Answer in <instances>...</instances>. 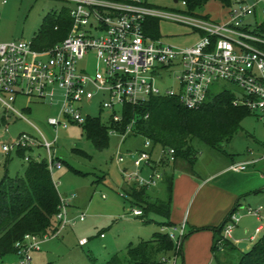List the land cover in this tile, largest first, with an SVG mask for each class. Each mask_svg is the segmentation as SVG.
I'll return each instance as SVG.
<instances>
[{
	"label": "built area",
	"instance_id": "obj_1",
	"mask_svg": "<svg viewBox=\"0 0 264 264\" xmlns=\"http://www.w3.org/2000/svg\"><path fill=\"white\" fill-rule=\"evenodd\" d=\"M62 1L73 5L69 10L71 29L62 41L44 50L34 49L31 41L0 43V104L6 110L5 121L9 115L25 119L11 105L17 96H25L58 107L57 115L47 119L56 130L82 125L89 116H83L79 103H89L101 94V107L109 112L107 121L117 125L123 122L127 105H141L151 96L176 97L186 109L197 110L206 102L210 87L219 81L230 82L241 91H232L234 107L246 108L252 115L264 118V37L258 33L259 23L264 20V0H231L227 15L219 22L185 13L184 1H177L183 8L181 13L158 9L144 0ZM248 18L253 25L248 24ZM161 19L189 27L197 33L198 40L191 46L176 48L152 37L148 34L150 22L159 23ZM91 50L101 60L103 73L78 69V63ZM165 76L173 79L175 88L162 89L158 85ZM134 124L132 119L123 133L114 127L109 133H119L124 140L133 133ZM41 138L38 141L22 133L14 142L3 145L2 151L9 154L23 149V161L44 160L51 174L62 164L51 152L56 137L50 142ZM39 146L46 150V157H31L29 152ZM152 152L150 141L146 140L144 150L116 153L117 163H123L126 156L134 167L132 172L122 170L128 185L150 191L162 181L161 163L172 164L175 152L161 148L156 160ZM229 169L243 172L246 164L234 163ZM65 206L60 200L55 216L58 229L53 235L25 234L15 243L18 264H30L31 253L38 251L43 241L75 223L67 218ZM241 208L262 220V206ZM237 210L225 223L223 236L227 239L239 222ZM132 214L143 215L140 208L133 209ZM78 220L83 222V216ZM263 230L264 225L260 224L255 233ZM182 232L183 226L167 234L178 242ZM87 242L81 239L78 244L84 246ZM177 257L172 252L161 257L160 262L176 264Z\"/></svg>",
	"mask_w": 264,
	"mask_h": 264
},
{
	"label": "rangeland",
	"instance_id": "obj_2",
	"mask_svg": "<svg viewBox=\"0 0 264 264\" xmlns=\"http://www.w3.org/2000/svg\"><path fill=\"white\" fill-rule=\"evenodd\" d=\"M144 1L167 12L181 13L183 9L174 0ZM63 8L71 10L73 5L62 0H0V43L31 41L43 17ZM227 11L218 2H210L199 13L209 21L219 22L227 15ZM246 21L253 25L251 18ZM158 33L163 43L176 48L191 46L199 37L189 27L166 19L159 21ZM78 69L86 72H104V66L93 50L78 63ZM163 78L158 83L162 89L175 88L171 77ZM227 90L241 92L234 84L219 81L210 87L207 100ZM102 99L103 96L98 94L89 103H79L83 116L99 117L102 122H106L109 112L102 109ZM11 105L27 121L12 115H9L5 123L0 121V180L5 173L9 177L21 176L26 166V162L15 152H3V145L14 142L22 133L35 137L38 141H42L41 136L49 142L56 137L51 152L62 164L60 169H54L51 177L61 202L66 203L67 218L75 221L73 225L62 230L58 237L43 241L39 250L31 253L30 264H93L89 257L95 258L98 263H105L116 253L125 260L126 249L130 243L149 240L159 229L168 233L182 226V236L187 237L176 264H217L211 252L212 232L203 230L191 233V230L215 227L228 218L238 198L241 197V203L245 201L242 195L238 194L239 196L233 198L232 194L243 186L242 183L248 178L255 182L251 181L255 185V191L264 189V118L251 115L242 120L241 130L229 142L223 144L221 149H212L198 140L192 141L191 145L196 153L194 166L178 162L173 172L170 195L172 229L163 225V218L155 215H149L152 221L144 224L132 214V208L135 209L136 206L131 200L122 197L123 188L128 185L122 170L132 172L134 167L126 156L123 163H117L116 153L144 150L146 139L129 134L123 140L121 134L109 133L107 147L98 150L86 139L80 125L72 124L66 129L58 130L48 125L47 119L57 115V106L37 103L25 96H17ZM25 108H29V111L24 110ZM5 111L0 104V120ZM150 148H153L152 157L156 160L161 147L150 142ZM29 153L31 157H46V150L40 146ZM250 160H254V163H242ZM232 162L246 164L247 170H230L229 164ZM194 177L201 182L206 179L207 181L190 209L197 190ZM153 190L158 192V198L167 200L166 182H159ZM262 198L264 203V195ZM201 199H205L204 205H201ZM225 207L228 209L226 214L218 220ZM241 207L237 210L239 222L229 240L233 242L232 239H239L240 242L250 245L251 236L255 235L257 239L263 233L254 234V230L259 224L264 225V216L261 215L262 220L257 222L253 215H247ZM79 216H83V222L78 220ZM175 235L178 238L177 231ZM81 239H86L88 243L79 246L78 241ZM244 251L245 248L226 250L224 253H218V258L220 260L224 257V264H237L241 252ZM5 257L18 261L15 255Z\"/></svg>",
	"mask_w": 264,
	"mask_h": 264
},
{
	"label": "trees",
	"instance_id": "obj_3",
	"mask_svg": "<svg viewBox=\"0 0 264 264\" xmlns=\"http://www.w3.org/2000/svg\"><path fill=\"white\" fill-rule=\"evenodd\" d=\"M186 4L185 13L205 18L199 12L210 2H218L228 9L231 0H177ZM206 19V18H205ZM148 34L159 36L157 20H151ZM71 29L69 10L46 14L35 32L31 42L36 50H44L62 41ZM259 35L264 37V20L258 26ZM235 93L223 91L206 102L197 110L183 107L176 97L151 96L137 106L125 107L124 120L121 124L110 121L102 122L99 117H87L80 125L84 136L98 149L108 145L109 130L113 127L123 133L125 127L135 119L133 135L149 140L154 146L171 148L175 152L172 164L161 163L163 182L168 191L167 200L152 198L143 187L127 185L123 198L129 199L134 206L141 209L143 223L151 222L149 215L163 218V225L172 227L169 222L173 172L178 162L191 167L196 161V153L191 143L198 140L212 149H221L233 136L241 130V122L252 113L243 107H234L232 101ZM26 151L16 152L22 159ZM60 196L53 183L51 174L44 160L26 162L21 176L9 177L6 173L0 180V261L7 255H15V243L25 234L37 236L53 235L58 229L56 214L59 211ZM238 205H234L232 214ZM226 218L215 227L193 228L192 232L209 230L212 232L211 252L217 264L226 263V259L218 258V253L236 250L237 247L222 235ZM187 235L181 236L178 242L173 241L167 233L155 232L149 240L130 243L126 249V259L117 253L105 263L99 264H161V257L175 252L182 254V245ZM96 264L95 258L89 257ZM223 261V262H222ZM237 264H264V232L251 246L241 252Z\"/></svg>",
	"mask_w": 264,
	"mask_h": 264
},
{
	"label": "crops",
	"instance_id": "obj_4",
	"mask_svg": "<svg viewBox=\"0 0 264 264\" xmlns=\"http://www.w3.org/2000/svg\"><path fill=\"white\" fill-rule=\"evenodd\" d=\"M198 40V39H197ZM196 40V41H197ZM195 41V42H196ZM194 42V43H195ZM35 101V100H34ZM35 102H37V101H35ZM37 103H40V102H37ZM24 110H27V111H29V108H25ZM1 123H5L6 121H5V118H4V115L2 116V118H1ZM62 162V161H61ZM244 162H252V163H254V160H250V161H242V163H244ZM235 162H232L231 164H234ZM231 164H229V166L231 165ZM235 164H237V163H235ZM226 170H228V168L226 169ZM247 169H245V171H246ZM244 172V171H243ZM211 177V176H210ZM193 179H195V181L193 180ZM192 180L197 184V190H196V196H195V198H194V200H193V202H192V204H191V206H190V209H191V207H193V204H195V200L199 197L198 195H199V193H200V191H202L203 190V187L205 186V183H206V181H207V179L206 180H203L202 182L200 181V183L198 184V178H196V177H194ZM251 181H253V180H251V178H248V180H245V182H243L242 184H243V186H240V188L239 189H237L236 191H234V194H232V197L234 198V197H236V196H239V195H242L243 196V198H245L244 200V202L243 203H241L242 202V200H240V198L241 197H239L238 198V200H237V205H238V207L239 206H243V207H251V208H256V207H258V206H262L263 208H264V203H262V200H263V195H264V189H261V190H257V191H255V189H254V187H255V185L254 184H252V182ZM254 182V181H253ZM255 183V182H254ZM126 187H127V185L123 188V191H124V189H126ZM157 194H158V192L156 191V190H150L149 191V195L152 197V198H157ZM239 194V195H238ZM202 196V195H201ZM104 198V197H103ZM201 198V197H200ZM247 198V199H246ZM200 200V199H199ZM246 200H248L247 202H246ZM204 202H205V199L203 200V199H201V205H204ZM235 203V204H236ZM196 207H197V205H196ZM237 207V208H238ZM136 208V207H135ZM138 208V207H137ZM202 208V206L200 207V209ZM227 207H225L223 210H222V215H221V217L218 219V220H221V218L224 216V214H226V212H227V210L228 209H226ZM132 210H133V208H132ZM248 215V214H247ZM261 215H263L264 216V210L262 211V214ZM249 216H252V215H249ZM135 218H140V220H141V222L143 223V218H141V216H134ZM253 217H255V216H253ZM256 218V217H255ZM148 219H150V217L148 216ZM214 221H215V219H214ZM214 221H212V222H214ZM256 221L257 222H260L257 218H256ZM169 222L171 223V221H170V216H169ZM218 222V221H217ZM216 222V223H217ZM223 222V221H222ZM221 222V223H222ZM216 223H214V224H216ZM145 224V223H144ZM260 225V224H259ZM258 225V226H259ZM173 226V225H172ZM236 226H237V224H236ZM235 226V227H236ZM257 226V227H258ZM207 227H211V226H207ZM256 227V228H257ZM171 228V227H170ZM256 228H255V230H256ZM255 230H254V234H256L255 233ZM234 231V229L232 230V232H231V235L234 233L233 232ZM62 232V231H61ZM159 232H162L160 229H159ZM244 232L246 233L247 231L246 230H244ZM262 232H264V230L262 231ZM163 233H165V232H163ZM61 234V233H60ZM59 234V235H60ZM211 234V243H212V233H210ZM58 235V236H59ZM222 235H223V232H222ZM230 235V236H231ZM58 236H55V237H58ZM50 238H52V237H50ZM252 238H254V240L252 241L251 239ZM249 240L251 241V244L256 240V238H255V235H253V236H251L250 238H249ZM228 241L229 242H231L230 240H229V238H228ZM232 241L233 242H231L233 245H235L236 247H237V244H239V243H242V242H240V240L239 239H237V240H234V239H232ZM88 243V242H87ZM86 243V244H87ZM85 244V245H86ZM251 244L250 245H247L246 244V247H245V250H247L250 246H251ZM79 245V244H78ZM80 246V245H79ZM239 250H241V249H239ZM18 264V261H15V260H9V259H7L6 257H3L2 259H1V261H0V264ZM96 264H99L97 261H96Z\"/></svg>",
	"mask_w": 264,
	"mask_h": 264
},
{
	"label": "water",
	"instance_id": "obj_5",
	"mask_svg": "<svg viewBox=\"0 0 264 264\" xmlns=\"http://www.w3.org/2000/svg\"><path fill=\"white\" fill-rule=\"evenodd\" d=\"M174 2L177 3V0H174ZM245 247H246V244L245 243H239V244H237V248L238 249H244Z\"/></svg>",
	"mask_w": 264,
	"mask_h": 264
}]
</instances>
